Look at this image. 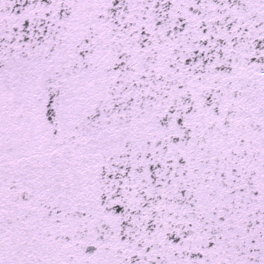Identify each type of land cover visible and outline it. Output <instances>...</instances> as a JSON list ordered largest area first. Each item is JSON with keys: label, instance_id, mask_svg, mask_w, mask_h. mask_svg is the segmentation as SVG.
<instances>
[{"label": "snow or ice", "instance_id": "snow-or-ice-1", "mask_svg": "<svg viewBox=\"0 0 264 264\" xmlns=\"http://www.w3.org/2000/svg\"><path fill=\"white\" fill-rule=\"evenodd\" d=\"M0 264H264V0H0Z\"/></svg>", "mask_w": 264, "mask_h": 264}]
</instances>
